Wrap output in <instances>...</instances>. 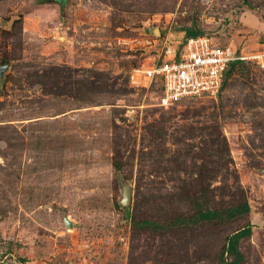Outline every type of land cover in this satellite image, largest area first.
Masks as SVG:
<instances>
[{
	"label": "rangeland",
	"instance_id": "1",
	"mask_svg": "<svg viewBox=\"0 0 264 264\" xmlns=\"http://www.w3.org/2000/svg\"><path fill=\"white\" fill-rule=\"evenodd\" d=\"M263 28L264 0H0V264H221L249 224L264 264V70L169 107L131 83L189 30L250 55Z\"/></svg>",
	"mask_w": 264,
	"mask_h": 264
},
{
	"label": "built area",
	"instance_id": "2",
	"mask_svg": "<svg viewBox=\"0 0 264 264\" xmlns=\"http://www.w3.org/2000/svg\"><path fill=\"white\" fill-rule=\"evenodd\" d=\"M208 36L187 37L170 47L157 65L136 69L131 83L161 91L160 106L169 107L205 98H217L230 65L249 61L264 70V50L236 55L229 45Z\"/></svg>",
	"mask_w": 264,
	"mask_h": 264
},
{
	"label": "trees",
	"instance_id": "3",
	"mask_svg": "<svg viewBox=\"0 0 264 264\" xmlns=\"http://www.w3.org/2000/svg\"><path fill=\"white\" fill-rule=\"evenodd\" d=\"M188 37H198L201 36L202 33L199 31H193L189 30L187 31ZM242 54V51L236 50V55L240 56ZM244 61H237L236 63H233L230 65L229 69L227 70L225 74V80H224V86L220 92V94L223 92L225 86L227 85V82L229 78L232 76L233 71L238 67V65L243 64ZM161 93V91H160ZM219 94V95H220ZM250 212V207L248 203H245L244 205L240 207H236L234 209H227V210H221V211H213V210H201L196 215L195 220L198 222H217V221H227L232 220L240 215L248 214ZM146 225H149L147 223ZM253 234V228L249 224L243 229L239 230L232 236H230L227 240L226 249L221 257V264H241L244 260L243 255L241 254L238 246L239 243L242 240L248 239ZM225 255H228L230 257H234V260L229 262Z\"/></svg>",
	"mask_w": 264,
	"mask_h": 264
},
{
	"label": "water",
	"instance_id": "4",
	"mask_svg": "<svg viewBox=\"0 0 264 264\" xmlns=\"http://www.w3.org/2000/svg\"><path fill=\"white\" fill-rule=\"evenodd\" d=\"M6 69V67H3L1 70V73ZM130 202V191L128 188L124 189V199L122 201L123 205H128Z\"/></svg>",
	"mask_w": 264,
	"mask_h": 264
},
{
	"label": "crops",
	"instance_id": "5",
	"mask_svg": "<svg viewBox=\"0 0 264 264\" xmlns=\"http://www.w3.org/2000/svg\"><path fill=\"white\" fill-rule=\"evenodd\" d=\"M263 30H264V28H263ZM221 45H223V46H229V44H227V43H225L224 41L221 43L220 42V40H217ZM262 46H264V44H262ZM232 47V46H231ZM233 48V47H232ZM234 49V48H233ZM235 51L237 50V49H234ZM243 54V53H242Z\"/></svg>",
	"mask_w": 264,
	"mask_h": 264
}]
</instances>
